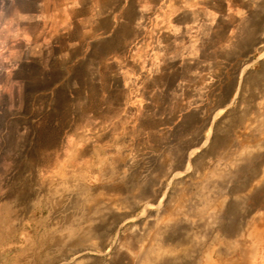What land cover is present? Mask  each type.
<instances>
[{"label":"rangeland","instance_id":"1","mask_svg":"<svg viewBox=\"0 0 264 264\" xmlns=\"http://www.w3.org/2000/svg\"><path fill=\"white\" fill-rule=\"evenodd\" d=\"M19 1V27L0 33H19L8 43L19 45L18 77L49 98L50 122L0 186V264L227 253L264 211V42L253 53L225 39L228 0ZM164 1L184 5L177 35ZM246 3L264 18V0ZM38 53L39 70L27 64ZM192 78L206 88H188Z\"/></svg>","mask_w":264,"mask_h":264},{"label":"crops","instance_id":"2","mask_svg":"<svg viewBox=\"0 0 264 264\" xmlns=\"http://www.w3.org/2000/svg\"><path fill=\"white\" fill-rule=\"evenodd\" d=\"M7 1L9 0H0V27L8 24L19 27V7L23 3L19 0H12L9 3ZM261 6L249 7L246 0H228L227 3H224V14L222 16L224 21L227 24L229 23L231 27L229 37L228 30H225V39L231 43L240 42L244 43V45L247 44L246 47L249 49L254 47L252 50L254 53L261 43L264 42V18L259 13ZM159 8L175 11V18H173L172 24L176 28V35L179 32H183V25H189L188 22L184 23L181 18L178 20L184 10L182 2L168 3L164 1L159 4ZM8 10H15L17 15L15 19H10L9 14L6 16ZM191 10L194 11V7ZM214 16L216 17V13ZM208 18L210 22L212 19L211 13H209ZM178 27H181V29L178 30ZM182 35L183 33L181 38L180 36L175 37V55L177 56L182 55L180 53V43L178 42L183 40ZM16 37L17 39H14ZM18 39L19 33L15 37L5 32L0 33V186H5L13 178V171L22 168L19 164V157L24 153L25 145H30L31 137H39L40 131L46 127L44 121H47V125L50 122L49 118L45 119L44 115L43 120H40V113L46 110L49 98L46 101L45 99L34 97V87L35 89L38 87L34 86L32 82L24 81V79L20 80L18 77L21 72V67L19 69V45L17 47L16 45H8L9 42L19 41ZM250 54L247 52L238 53L237 56L244 57ZM27 64L29 67L34 68L35 66L39 70V53L35 57L31 56V61ZM49 67H52L53 70H50ZM54 70L55 67L47 64L48 72L53 74ZM114 70L112 74H118V68H114ZM178 72L177 68L176 73ZM37 74H39V71H37ZM179 80L180 82L176 83L175 89L181 93L179 98H176L179 101H176L175 105L182 106L185 100L183 97L185 83L183 82V77ZM186 86L198 91L206 88L202 87L199 80L194 78L187 79ZM194 96L193 94L191 97V105L200 107L207 105L206 100L193 102L194 99H197ZM165 104H168V102ZM53 122H55V118L52 116L51 123ZM51 128L54 132L55 125H51ZM261 213L262 215L258 216L257 224L246 227L245 230L241 231V236L227 243V253H221L219 248L209 245L203 258L200 259L197 248L195 247L194 249L192 245V251H197L196 257L192 256L190 258V254H188L185 258L182 251L178 252L179 249L174 247L167 253H159L158 259L146 264H264V211H261Z\"/></svg>","mask_w":264,"mask_h":264}]
</instances>
